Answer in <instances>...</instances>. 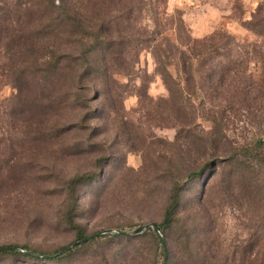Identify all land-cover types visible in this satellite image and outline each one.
I'll use <instances>...</instances> for the list:
<instances>
[{
	"label": "trees",
	"instance_id": "obj_1",
	"mask_svg": "<svg viewBox=\"0 0 264 264\" xmlns=\"http://www.w3.org/2000/svg\"><path fill=\"white\" fill-rule=\"evenodd\" d=\"M163 1L0 0V70L14 89L10 101L16 125L23 139L35 140L43 150L80 151L83 143L67 141L86 128L90 132L99 130L97 124L86 127L89 121L110 114L119 116L126 85L118 78L132 75L140 51L148 48L155 72L167 90L161 98L167 106L163 118L174 120L181 131H187L179 155L174 154L176 162L183 165V158L192 153L191 147L212 157L203 159L198 171L183 166L181 170H169L170 186L162 216L154 224L163 235L167 229H179L183 246L167 256L168 264H264V49L260 47L255 54L259 63L257 78L245 74V51L235 60L214 62L216 52L226 57L218 50L221 38L191 37L178 12L168 14L159 9L156 3ZM243 26L264 38V4L257 5ZM169 30L175 34L172 39L166 34ZM150 79L151 74L141 72L139 84L134 87L137 95L146 96ZM225 81L231 85L223 87ZM229 89L233 90L231 94ZM202 90L209 95L215 92L226 103L207 108L200 115L186 102L191 99L188 96ZM228 111L234 116L239 114L238 118L243 115L249 127H243L248 133L239 139L230 137L225 127L231 117ZM200 116L212 124L206 140L197 138L191 130ZM219 148L225 152L221 166L200 183L197 209L193 214H184V193L198 180L200 172L218 160L215 152ZM101 166V159H97L96 172L77 173L62 183V219L74 229V240L87 235L84 227L72 219L80 206L78 188L95 179L97 172H102ZM215 201L244 208L245 215L254 205L258 207V212L244 223L255 230L243 246L233 250L212 247L207 214L208 205ZM142 237L151 238L160 255L164 254L166 247L153 229L147 228L135 234L104 233L63 251V247L40 250L8 243L0 245V258L11 262L32 259V264H121L119 258L129 254L126 247L111 244L115 239L118 243L137 242Z\"/></svg>",
	"mask_w": 264,
	"mask_h": 264
},
{
	"label": "rangeland",
	"instance_id": "obj_2",
	"mask_svg": "<svg viewBox=\"0 0 264 264\" xmlns=\"http://www.w3.org/2000/svg\"><path fill=\"white\" fill-rule=\"evenodd\" d=\"M258 4H264V0H164L156 3L168 14L178 12L191 37L212 36L215 41L221 38L218 50L226 57L216 52L214 62L226 61V58L235 60L246 53L248 68L245 74L251 73L253 78L259 73L255 54L260 47L264 49V38L248 31L243 22L250 18ZM166 34L171 39L175 35L173 30ZM154 68L150 50L142 49L135 72L118 78L126 85L119 116L110 114L101 120L89 121L86 127L97 124L99 130L90 132V128H86L81 134L72 136L67 143L79 141L83 145L80 151L71 153L43 150L35 140L23 139L10 101L14 89L0 70V245L27 244L40 250H52L75 241L74 229L62 219L65 209L62 183L77 173L96 172L97 159H101L102 172L98 171L95 179L79 186L80 206L72 218L84 227L87 235L109 228L130 232L161 219L170 186L169 170H181L183 166L198 171L203 159L212 157L191 147L192 153L183 158V165L176 162L174 154L187 139L184 137L187 131H181L174 120L163 118L167 106L161 98L166 96L167 90ZM144 71L151 74V79L146 96L141 97L134 87L139 84V75ZM245 82L249 83L248 80ZM227 85L231 84L227 81L222 84L223 87ZM204 91L186 95L191 98L186 104L195 107L199 114L226 103L215 92L209 95ZM232 92L229 89V94ZM94 105L98 106L97 103ZM226 114H231L225 121L230 137L239 139L248 133L243 130V127L249 128L243 115L238 118L239 114L234 116L230 111ZM211 129V122L201 116L191 126L192 133L202 140L210 136ZM204 149L209 151V148ZM216 151L218 160H213L212 165L200 172L198 180L183 195L186 215L197 209L196 193L200 183L206 181L215 167L221 166L225 152L220 148ZM213 203L208 205L207 214L212 247L233 250L243 246L255 230L244 223L258 212V207L254 205L245 215L244 208L230 202ZM179 231L177 228L165 230L166 251L163 255L149 237L139 238L137 242L118 243L115 239L111 247H126L129 254L127 257L120 255L121 264H163L164 256L167 259L176 247L183 246ZM134 247L141 248L136 250ZM23 260L11 262L9 258H0V264H32L33 261Z\"/></svg>",
	"mask_w": 264,
	"mask_h": 264
},
{
	"label": "water",
	"instance_id": "obj_3",
	"mask_svg": "<svg viewBox=\"0 0 264 264\" xmlns=\"http://www.w3.org/2000/svg\"><path fill=\"white\" fill-rule=\"evenodd\" d=\"M147 228L153 229V231L159 237L162 245L165 248V239H164L163 234L159 230V228L154 223H146V224H143V225H140V226L136 227L135 229H133L130 232H125L123 230L109 228V229H105V230H102V231H99V232H96V233H91V234L86 235L85 237H83V238H81L79 240L72 241L71 243H69L68 245H66L65 247H63L62 251L65 250V249H67V248H69V247H71V246H73V245L79 244L80 242H84V241H86L88 239H91V238H93V237H95L97 235H100V234L112 233V232L135 234V233H138V232H142L143 230H145ZM163 264H166V257L165 256L163 258Z\"/></svg>",
	"mask_w": 264,
	"mask_h": 264
}]
</instances>
